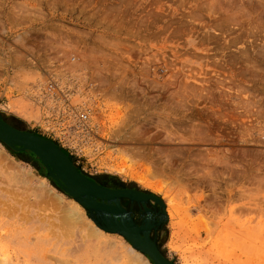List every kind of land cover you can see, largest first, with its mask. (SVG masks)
I'll return each instance as SVG.
<instances>
[{"label":"rangeland","instance_id":"obj_1","mask_svg":"<svg viewBox=\"0 0 264 264\" xmlns=\"http://www.w3.org/2000/svg\"><path fill=\"white\" fill-rule=\"evenodd\" d=\"M71 56L93 114L61 132L32 94ZM0 117L160 197L150 237L174 264H264V0H0ZM92 217L0 140V264H153Z\"/></svg>","mask_w":264,"mask_h":264},{"label":"water","instance_id":"obj_2","mask_svg":"<svg viewBox=\"0 0 264 264\" xmlns=\"http://www.w3.org/2000/svg\"><path fill=\"white\" fill-rule=\"evenodd\" d=\"M0 140L14 150H29L43 165L46 176L59 188L83 205L96 225L108 232L125 237L133 247L146 254L153 264H174L168 260L150 237V231L166 216L163 200L151 193L137 189H111L104 187L79 171L71 157L54 141L34 132L16 128L0 117ZM126 197L140 202L146 217L136 224L119 198ZM99 199V200H98ZM151 199L160 206L162 215L158 222L151 216L145 201Z\"/></svg>","mask_w":264,"mask_h":264},{"label":"built area","instance_id":"obj_3","mask_svg":"<svg viewBox=\"0 0 264 264\" xmlns=\"http://www.w3.org/2000/svg\"><path fill=\"white\" fill-rule=\"evenodd\" d=\"M75 61L71 56L67 61L53 57L47 61V73L40 75L32 97L44 102L51 114L59 118V129L65 132L72 127H88L93 109L88 98L93 83L77 70L69 67ZM77 74V75H76Z\"/></svg>","mask_w":264,"mask_h":264},{"label":"flooded vegetation","instance_id":"obj_4","mask_svg":"<svg viewBox=\"0 0 264 264\" xmlns=\"http://www.w3.org/2000/svg\"><path fill=\"white\" fill-rule=\"evenodd\" d=\"M93 181H95L96 183H98V184H100V185H102L104 187L111 188V189H136L133 186H124L122 184H117L115 182L114 183L113 182L111 183V180H109L107 178H99V179H96L95 178ZM139 191H141V190H139ZM119 200H120L121 205L124 208H126V209H129V208H132V209L138 208L142 212L144 211L143 210V207L140 204V202H137L136 200H131V199L126 198V197H120ZM145 204H146V206L149 209L153 210V213L156 214L155 215V218H156V220H158V217H159V213L158 212H159V209H160L159 205L155 201H153L151 199L146 200L145 201Z\"/></svg>","mask_w":264,"mask_h":264},{"label":"bare ground","instance_id":"obj_5","mask_svg":"<svg viewBox=\"0 0 264 264\" xmlns=\"http://www.w3.org/2000/svg\"><path fill=\"white\" fill-rule=\"evenodd\" d=\"M180 23V22H179ZM185 23V22H184ZM244 55V54H243ZM46 198V196H45ZM59 201V200H58ZM164 202V201H163ZM62 209V208H61ZM63 210V209H62ZM67 210V209H66ZM164 210H165V203H164ZM63 212H67L65 210H63ZM166 213V211H165ZM167 215V214H166ZM63 220L62 221H65V222H70V224H76L77 222H79V216L77 215V212L75 210H72L71 212H67V213H64L63 216H62ZM60 220V218H59ZM83 220V219H82ZM63 224V223H62ZM64 225V224H63ZM68 227V225H66ZM92 227V226H91ZM97 230V229H96ZM95 232V231H94Z\"/></svg>","mask_w":264,"mask_h":264},{"label":"trees","instance_id":"obj_6","mask_svg":"<svg viewBox=\"0 0 264 264\" xmlns=\"http://www.w3.org/2000/svg\"><path fill=\"white\" fill-rule=\"evenodd\" d=\"M17 128H20V127H17ZM20 129H22V130H25V129H23V128H20ZM65 152V151H64ZM66 153V152H65ZM78 170H80L79 168H78Z\"/></svg>","mask_w":264,"mask_h":264}]
</instances>
